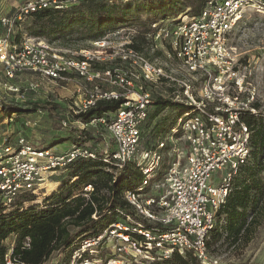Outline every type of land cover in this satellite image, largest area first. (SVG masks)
<instances>
[{"label": "built area", "instance_id": "1", "mask_svg": "<svg viewBox=\"0 0 264 264\" xmlns=\"http://www.w3.org/2000/svg\"><path fill=\"white\" fill-rule=\"evenodd\" d=\"M82 1L23 0L14 19L22 20L43 10L59 11ZM248 11L264 18V0H204L196 16L151 24L146 39L167 48L166 57L179 64V77L128 45L109 55L110 44L105 40L97 43L98 50L92 52L60 53L39 38L26 37L18 45L8 38L0 39V65L8 79L22 72L57 82L76 75L89 82L99 80L121 88L114 92L93 86L83 107L61 121L66 128L71 123L70 115L85 112L98 101L123 99L115 112L88 124L77 122L81 129L96 125L106 128L113 143L111 151L104 150L103 161L117 169L132 162L138 153L151 99L142 90L130 91V81L112 76L110 71L92 70L95 63L115 56L120 63L137 68L143 82H164L177 87L176 98L189 109L177 120L168 138L173 140L181 134L185 146L183 160L173 156L163 190L159 194L147 190L161 160L159 150L164 144L160 143L154 151L143 153L147 163L141 168L142 184L124 194L137 219L124 214L102 233L80 241L68 264H136L137 257L154 263L173 253H191L201 264H217L207 258L206 243L232 179L250 155L251 132L241 116H259L258 93L248 81L249 70L246 66L240 68L239 56L229 45L231 33ZM1 22L10 32L13 19L4 18ZM0 103L5 102L0 99ZM173 152H177L175 147ZM80 158L96 159V155L81 145L55 154L29 145L23 137H18L15 145L0 144V208L9 211L25 195H42L51 174ZM212 177L214 183L208 184ZM91 190V186L85 188L86 192ZM4 264L23 263L12 257L9 250Z\"/></svg>", "mask_w": 264, "mask_h": 264}, {"label": "trees", "instance_id": "2", "mask_svg": "<svg viewBox=\"0 0 264 264\" xmlns=\"http://www.w3.org/2000/svg\"><path fill=\"white\" fill-rule=\"evenodd\" d=\"M138 1V0H136ZM149 4L147 9L154 13L151 19H141L139 9L120 0H84L77 5L59 11H38L30 18L29 35L48 43L70 41L97 43L108 33L123 27H134L129 48L142 52L150 46L146 39L150 25L160 21L175 20L178 14L171 8L176 0H141ZM204 0H184L179 13L189 9L192 16H196ZM167 12H172L171 19L166 18ZM158 13V14H157ZM161 17V19H159ZM123 99L117 101H98L95 106L77 115H70L72 122L88 124L93 119H100L104 115L119 109ZM157 112L168 104H155ZM40 105L33 103L24 111L15 110L0 103V112L30 114L36 110L56 109V105ZM185 107V106H184ZM184 107H178L184 108ZM189 109L186 107L170 129V135L177 120ZM60 112L64 113V110ZM249 114H243V121L250 129V155L247 163L242 166L233 177L231 188L225 204L220 206L215 214L214 227L206 243L207 253L215 251L220 246L235 247L240 243H248L254 229L264 217V122ZM148 120V118H147ZM77 130V129H76ZM80 140L91 141L87 150L96 155V159H77L69 164L67 181L62 180L58 190L46 197L42 193V203H37L35 196L25 195L18 200L15 208L5 211L0 208V264H4V256L8 247L3 240L9 235H15L9 250L11 256L23 264H45L54 253L65 252L68 264L72 251L84 239L97 236L112 224L121 220L124 214L134 216V212L124 199L127 191L137 189L144 180L141 166L136 170L131 162L122 169L103 161L104 151L96 150L103 139L100 133L94 131H79ZM69 137L52 135L49 143L42 147L51 148ZM94 144V145H93ZM94 146V147H92ZM39 149V150H48ZM108 155V154H107ZM64 168V169H65ZM91 186V192L85 188ZM25 203H30L24 207ZM28 239V246H25ZM155 264H201L191 253L179 255L173 253L168 259L159 260Z\"/></svg>", "mask_w": 264, "mask_h": 264}, {"label": "rangeland", "instance_id": "3", "mask_svg": "<svg viewBox=\"0 0 264 264\" xmlns=\"http://www.w3.org/2000/svg\"><path fill=\"white\" fill-rule=\"evenodd\" d=\"M113 0H111L112 3ZM132 4L133 8H138L141 19H151L154 13H150L147 9L149 4L141 0H126ZM125 2H119L123 4ZM23 0H0V39L8 38L12 44H20L24 38L32 37L29 35L30 18L22 20H15V16ZM176 4L172 6V12L178 14L181 19L186 16H192L189 9L179 13V9L183 7L184 0H176ZM167 12L166 18L171 19L172 16ZM158 14V13H157ZM13 19V25L10 32L7 27L1 22L2 19ZM161 19V17L159 18ZM134 27H123L111 33H108L101 41L109 42V49L107 54L112 55L120 46L129 45L131 36L134 34ZM97 43L75 42L70 41L67 44L61 42L50 43L52 47L58 51L75 52L79 51H94L98 50ZM229 45L234 49V52L239 56L240 68L246 66L249 70L250 76L248 81L256 87L258 93V102L256 103L259 109L260 120L264 122V18L256 15L250 11L246 12L242 20L236 25L235 29L230 35ZM167 48L162 43H152L145 48L141 54L145 56L151 63L161 67L165 71H171L175 77H179L180 67L177 61L169 59L165 55ZM92 70H99L101 72L110 71L112 76H119L124 81H130L128 89L130 91H144L149 94L151 99V107L148 110V120L141 128V142L139 150L133 161L131 167L136 170L137 166H143L147 161L143 160V153L145 151H154L156 147L163 143L164 147L159 150L161 160L159 166L155 170V177L151 180L150 186L147 188L152 193L159 194L164 186V180L167 176L168 169L173 159V156H179L183 160V148L185 143L181 138V134L174 137L173 140H168L170 137V129L175 123L179 115L185 111L184 104L179 102L176 98L177 87L167 83H145L138 77V69H133L126 64L120 63L117 57H106L102 61L95 63ZM136 70V71H135ZM104 79V78H103ZM99 85L104 91L120 92L121 88L114 85H109L104 81H87L76 75H70L65 81H48L41 79L38 75L30 72H22L8 79L5 76L4 68L0 65V99L4 101L7 107L13 111H24L29 109L33 103L45 105H56V109L36 110L33 113H12L9 114L0 112V144L15 145L18 137H23L25 141L37 148L48 149L42 147V144L49 143L48 139L51 136L58 135L60 137H69L65 141L59 142L61 148L69 147L70 145H81L91 147V141L87 139L80 140L82 137L79 131H94L102 134L104 141L95 146L96 150L104 151L106 148L111 151L113 140L109 137L108 132L104 126L79 128L77 122H72L63 128L61 121L63 117L72 111L81 109L87 101L88 94L92 92L93 86ZM11 89V90H10ZM17 89L18 92H13ZM123 92V90H122ZM162 106L157 112L156 103ZM178 107H184L177 110ZM64 110L65 112H60ZM77 129V130H76ZM94 145V144H93ZM56 146V145H55ZM94 147V146H92ZM177 152H173V149ZM264 165V162H263ZM69 169H60L51 174L50 180L63 178L67 181ZM262 179L264 181V169L262 172ZM213 184V177L208 184ZM45 193H50V187L46 186ZM22 199V197L20 198ZM19 199V200H20ZM24 199V197H23ZM35 202L42 203V196L39 195ZM30 203H25L27 207ZM15 235H9L3 240V245L11 248ZM27 241V240H26ZM215 251L209 250L207 258L217 261V264H264V217L260 224L254 229L248 243H240L235 247H227L225 245L215 248ZM136 264H155L150 261L138 260ZM66 260V253H54L49 261L45 264H64ZM128 264H134L130 262Z\"/></svg>", "mask_w": 264, "mask_h": 264}, {"label": "crops", "instance_id": "4", "mask_svg": "<svg viewBox=\"0 0 264 264\" xmlns=\"http://www.w3.org/2000/svg\"><path fill=\"white\" fill-rule=\"evenodd\" d=\"M97 134H99V133H97ZM100 136H101V139H103V141H104V137L102 136V134ZM72 146H74V145H70L69 147L61 148L60 145H56V146L49 148V150L55 154H60V153H64V152L68 151ZM62 180H63V178L62 179L57 178L54 180L49 179L47 186L50 187V193L46 194V197L50 196L51 194L55 193L58 190V188L60 187V185L62 183ZM37 203H39V202H37Z\"/></svg>", "mask_w": 264, "mask_h": 264}]
</instances>
